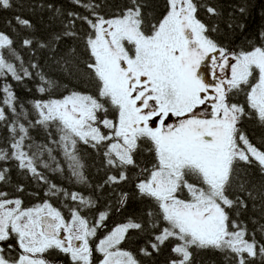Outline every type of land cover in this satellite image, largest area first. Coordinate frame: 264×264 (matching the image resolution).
<instances>
[{
	"label": "snow or ice",
	"instance_id": "obj_1",
	"mask_svg": "<svg viewBox=\"0 0 264 264\" xmlns=\"http://www.w3.org/2000/svg\"><path fill=\"white\" fill-rule=\"evenodd\" d=\"M71 3L39 5L59 25L39 38L31 19L6 21L27 59L0 30V185L14 168L43 190L28 205L16 195L23 183L0 187V264H206L208 253L264 264V0L228 10L221 0ZM13 7L0 0V11ZM9 78L34 87L30 107ZM61 78L77 83L54 96ZM249 122L262 132L256 143ZM90 167L102 173L95 184ZM106 189L114 199L101 210ZM133 236L136 252L125 247Z\"/></svg>",
	"mask_w": 264,
	"mask_h": 264
},
{
	"label": "trees",
	"instance_id": "obj_2",
	"mask_svg": "<svg viewBox=\"0 0 264 264\" xmlns=\"http://www.w3.org/2000/svg\"><path fill=\"white\" fill-rule=\"evenodd\" d=\"M52 2L56 7L61 8L63 11H70L73 10V5L71 3V0H13L14 7L9 10H3L0 11V30H3L5 32H8L9 35H11L14 39L17 40V48L21 52L22 55H24L25 59L28 58V53L25 49L21 48L19 45V36L16 32L12 31L11 28H9L6 24L7 20L13 19L15 15H21L25 18H29L32 20L33 24L36 26L35 32L37 37H41L45 35L48 31L52 30L53 28L59 27L57 24L50 23L51 20V14L47 10H42L40 8L41 3H48ZM235 2V0H221V3L224 7V9L228 10L230 9V6ZM109 3L112 5L120 3V0H109ZM78 11H82V9H77ZM201 18L204 19V15L202 13ZM13 23H15L13 21ZM262 23L260 15L258 14V11L254 13V19L249 22V30L247 32V35L249 38L254 39L255 38V32L258 28V26ZM23 31V30H22ZM33 30H27V32H32ZM243 42V37L240 35H237L235 38L232 39L230 46H238ZM67 42L63 47L68 46ZM45 71L49 73L50 77L56 78L61 77V73H59L56 68L51 64H45ZM9 82L13 83L14 89L16 91L17 96L19 97V103L24 104L25 106H29V101L35 98H38L39 94L35 92L34 87L28 83L27 87L24 85H17L14 81H11V78H9ZM0 83H3L0 81ZM61 87L58 90H54L53 95L59 96L64 92V85H67L68 88H72L77 82L74 80H69L67 78H61L60 80ZM33 87L32 92H28L27 88ZM245 130L249 134L250 138L253 139V142L256 143L259 140V137L261 136L262 132L261 130L252 122H249L245 126ZM34 136L37 138H42L43 133H33ZM91 153L90 149L85 150V158L89 161V163H92V156L89 155ZM88 175L92 183H97L101 177L102 173L98 174L96 167H90L88 169ZM50 179L54 180L57 184H62L65 187H73L72 184H70L68 181L64 180L63 177L59 175H50ZM23 183L25 185V192L24 193H16V195L22 196L25 203L30 205L32 203L37 202L36 197L31 195V193L34 192H40L41 198H43V190L42 188L33 183L30 178H24L21 175L17 173V171L13 168L12 172L10 173V183L8 185H0V187H3L5 190L13 191L14 186L16 184ZM75 190L84 192L85 195H88L90 193L89 189L83 188L79 185H75ZM114 199V196L111 194V191L109 189L105 190L104 196L99 201L98 207L103 210L105 202L111 201ZM137 204L135 202L131 203L127 209H125L121 214H113L109 221L108 226L109 229L113 227L115 224L124 222L125 219L132 214L134 211L137 210ZM248 222L249 229H253V224L251 220L248 219V217H243ZM257 238H260V234L257 233ZM141 246V241L133 236V239L128 241L125 245L129 250L136 252V250ZM204 259L206 261V264H224L223 258L219 254H212L208 253L205 254ZM164 260L163 256L157 257L155 261H147V264H162Z\"/></svg>",
	"mask_w": 264,
	"mask_h": 264
},
{
	"label": "flooded vegetation",
	"instance_id": "obj_3",
	"mask_svg": "<svg viewBox=\"0 0 264 264\" xmlns=\"http://www.w3.org/2000/svg\"><path fill=\"white\" fill-rule=\"evenodd\" d=\"M56 259H66V258H63V257H56Z\"/></svg>",
	"mask_w": 264,
	"mask_h": 264
}]
</instances>
